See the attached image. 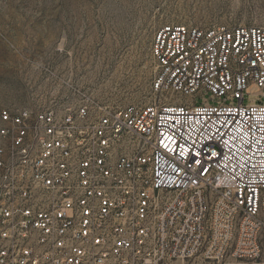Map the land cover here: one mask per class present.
<instances>
[{"label":"built area","instance_id":"1","mask_svg":"<svg viewBox=\"0 0 264 264\" xmlns=\"http://www.w3.org/2000/svg\"><path fill=\"white\" fill-rule=\"evenodd\" d=\"M151 51L149 104L0 110V264H264V26Z\"/></svg>","mask_w":264,"mask_h":264},{"label":"rangeland","instance_id":"2","mask_svg":"<svg viewBox=\"0 0 264 264\" xmlns=\"http://www.w3.org/2000/svg\"><path fill=\"white\" fill-rule=\"evenodd\" d=\"M167 23L264 26V0H0V110L153 102L152 38Z\"/></svg>","mask_w":264,"mask_h":264}]
</instances>
